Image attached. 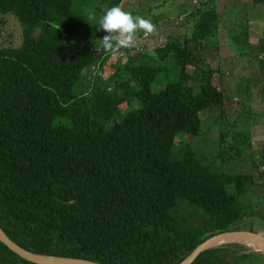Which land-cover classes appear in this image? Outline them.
Masks as SVG:
<instances>
[{
    "label": "trees",
    "instance_id": "obj_1",
    "mask_svg": "<svg viewBox=\"0 0 264 264\" xmlns=\"http://www.w3.org/2000/svg\"><path fill=\"white\" fill-rule=\"evenodd\" d=\"M82 4L0 0V13L19 20L23 36L20 46H0V225L35 253L179 264L213 235L241 229V197L255 183L251 172L224 168L229 157L244 159L247 149L264 174L253 123L245 128L242 120L254 119L248 94L255 80L236 83L229 96L220 61L213 66L202 52L219 28L213 0L190 15V35L154 55L105 52L93 10ZM242 30L234 38L249 47L250 30ZM156 82L164 86L154 90ZM234 100L247 110L232 114ZM209 109L218 122L203 134ZM180 133L200 138L177 141ZM206 136L218 139L215 153L205 151ZM253 252L260 251L225 243L191 264H234ZM0 264L38 263L0 241Z\"/></svg>",
    "mask_w": 264,
    "mask_h": 264
},
{
    "label": "rangeland",
    "instance_id": "obj_2",
    "mask_svg": "<svg viewBox=\"0 0 264 264\" xmlns=\"http://www.w3.org/2000/svg\"><path fill=\"white\" fill-rule=\"evenodd\" d=\"M86 2L82 4L83 7H88L93 10L91 25L96 26L98 29L99 17L103 15L104 11L111 7L108 0H81ZM206 0H123L119 5L124 11L132 13L134 16H141L145 19H150L155 26V33L145 36L143 31L137 33V44L140 45L144 52H150L153 55L156 53L155 48L160 45H165L168 41L175 37H184L192 33L193 12L201 6L200 3ZM213 4L217 6L220 14L219 28L214 37L210 40L202 52L209 58V62L214 66L216 61L219 60L223 66V74L225 77V87L230 88L228 95L234 93L236 83H242L245 79H253L250 81V105L254 119L244 115L242 120L244 127L252 126V143L254 149L261 155L264 145V71L262 72L259 66V58L264 54L262 44L264 42V3H255L252 0H213ZM90 13V11H87ZM252 19V20H251ZM258 21V24L254 22ZM249 24L252 26L250 29ZM248 26L252 44L249 47H242L243 42L234 37L240 35L244 28ZM95 30V35L98 39H102L107 35L106 32ZM22 26L19 20L13 14L0 13V46L12 45L20 46L22 44ZM119 53L124 54V50ZM97 66H92L96 69ZM233 69V74L229 75ZM189 71L192 72L193 68L189 66ZM242 76V77H241ZM242 78L243 80L241 81ZM195 83L193 80L190 82ZM164 84L158 82L154 83V90H159ZM235 94V93H234ZM237 95V94H235ZM237 98V97H236ZM246 98V95H245ZM244 102V101H243ZM232 114L240 113L247 110L243 104H238L234 100L229 105ZM217 111L206 110L203 112L205 119V129L202 132H208L213 128L211 125L216 124L218 120L214 117ZM212 123L211 125H209ZM177 136V141L198 140L200 136L189 137L181 135ZM208 143L205 151L215 153L218 145V139L214 136H206L203 141ZM209 148V149H208ZM244 159H239L231 155L224 168L231 169L237 168V171H248L254 177V191L247 193L246 196L241 197L240 206L244 211V217L239 222L241 229L253 230L264 234V174L261 173L262 166L259 164V156L253 157L247 153V149L243 152ZM249 157H248V156ZM249 158V159H248ZM255 163L253 166L252 163ZM237 163V164H236ZM264 171V167H263ZM226 243H241L239 241H232ZM225 244V243H223ZM249 249H255L244 243H241ZM222 245V244H221ZM234 264H264V252L251 253L246 261Z\"/></svg>",
    "mask_w": 264,
    "mask_h": 264
},
{
    "label": "water",
    "instance_id": "obj_3",
    "mask_svg": "<svg viewBox=\"0 0 264 264\" xmlns=\"http://www.w3.org/2000/svg\"><path fill=\"white\" fill-rule=\"evenodd\" d=\"M241 239L248 240L254 245L258 246L259 249L262 248L264 250V234L245 229L230 230L215 234L207 240L203 241L179 264H191L202 252L213 247L219 246L223 243L239 241ZM0 241L3 242L13 252L18 254L20 257L38 264H105L89 259L46 255L29 251L24 247L20 246L14 240H12L1 227V225Z\"/></svg>",
    "mask_w": 264,
    "mask_h": 264
},
{
    "label": "clouds",
    "instance_id": "obj_4",
    "mask_svg": "<svg viewBox=\"0 0 264 264\" xmlns=\"http://www.w3.org/2000/svg\"><path fill=\"white\" fill-rule=\"evenodd\" d=\"M98 26L97 30L102 29L107 33L102 39H98L99 46L113 55L121 49L137 47L138 32L143 31L145 36H149L156 31L150 19L134 16L124 11L119 5L107 8L99 17Z\"/></svg>",
    "mask_w": 264,
    "mask_h": 264
},
{
    "label": "bare ground",
    "instance_id": "obj_5",
    "mask_svg": "<svg viewBox=\"0 0 264 264\" xmlns=\"http://www.w3.org/2000/svg\"><path fill=\"white\" fill-rule=\"evenodd\" d=\"M239 242L244 243V244H246L248 246H251L252 248H255L256 250H259L261 252H264V250L262 248L259 249L258 246L254 245L252 242H250L248 240L241 239V240H239Z\"/></svg>",
    "mask_w": 264,
    "mask_h": 264
},
{
    "label": "built area",
    "instance_id": "obj_6",
    "mask_svg": "<svg viewBox=\"0 0 264 264\" xmlns=\"http://www.w3.org/2000/svg\"><path fill=\"white\" fill-rule=\"evenodd\" d=\"M138 45V44H137ZM136 48V50H141V46L140 45H138L137 47H135ZM121 50H124V49H121ZM125 51V50H124ZM120 52V50L117 52V53H119ZM120 55H123L122 53H119ZM97 69V68H96ZM96 69H93V70H91L90 71V73H92V74H95V72H96Z\"/></svg>",
    "mask_w": 264,
    "mask_h": 264
},
{
    "label": "crops",
    "instance_id": "obj_7",
    "mask_svg": "<svg viewBox=\"0 0 264 264\" xmlns=\"http://www.w3.org/2000/svg\"><path fill=\"white\" fill-rule=\"evenodd\" d=\"M252 20V19H251ZM254 22L256 23V24H258V21H256V20H254ZM249 26H250V29H251V25L249 24ZM253 39V38H252Z\"/></svg>",
    "mask_w": 264,
    "mask_h": 264
}]
</instances>
